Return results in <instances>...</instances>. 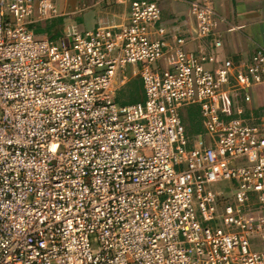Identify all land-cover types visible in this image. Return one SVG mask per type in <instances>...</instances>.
Returning <instances> with one entry per match:
<instances>
[{
  "label": "built area",
  "instance_id": "built-area-1",
  "mask_svg": "<svg viewBox=\"0 0 264 264\" xmlns=\"http://www.w3.org/2000/svg\"><path fill=\"white\" fill-rule=\"evenodd\" d=\"M189 4L184 30L129 0L117 30L53 39L29 25L56 0H0V264H264V114L241 104L264 49L218 58L212 0ZM134 64L145 99L118 105Z\"/></svg>",
  "mask_w": 264,
  "mask_h": 264
},
{
  "label": "crops",
  "instance_id": "crops-1",
  "mask_svg": "<svg viewBox=\"0 0 264 264\" xmlns=\"http://www.w3.org/2000/svg\"><path fill=\"white\" fill-rule=\"evenodd\" d=\"M161 18L158 22L168 29L184 30L191 23L190 0H158ZM59 14L43 21L42 36L70 37L76 32L94 30L101 26L124 23L128 17L129 0H56ZM218 16L215 35L222 45L218 58L234 61L248 59L256 48L264 49V0H212ZM250 100L242 101L244 118L255 121L264 114V82L250 88ZM253 247L264 249V244Z\"/></svg>",
  "mask_w": 264,
  "mask_h": 264
},
{
  "label": "rangeland",
  "instance_id": "rangeland-1",
  "mask_svg": "<svg viewBox=\"0 0 264 264\" xmlns=\"http://www.w3.org/2000/svg\"><path fill=\"white\" fill-rule=\"evenodd\" d=\"M42 21H38L29 25V28L34 32L35 36H42L41 30ZM140 64H134L130 67L123 68L122 74L127 76L124 84L117 87L113 99L118 105H126L136 102H143L145 99L144 88L141 76L139 75ZM179 112L185 127V135L189 139L197 136H206V131L203 126V117L199 111L198 103H185L179 108ZM229 186L230 180L218 181L215 184L216 188L224 191V196H230Z\"/></svg>",
  "mask_w": 264,
  "mask_h": 264
}]
</instances>
